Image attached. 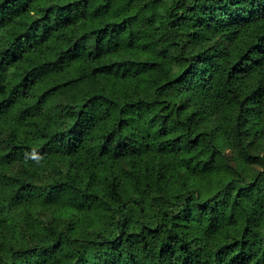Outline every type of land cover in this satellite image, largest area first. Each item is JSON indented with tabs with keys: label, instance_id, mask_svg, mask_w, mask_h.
I'll return each mask as SVG.
<instances>
[{
	"label": "trees",
	"instance_id": "1",
	"mask_svg": "<svg viewBox=\"0 0 264 264\" xmlns=\"http://www.w3.org/2000/svg\"><path fill=\"white\" fill-rule=\"evenodd\" d=\"M0 264H264V0H0Z\"/></svg>",
	"mask_w": 264,
	"mask_h": 264
}]
</instances>
